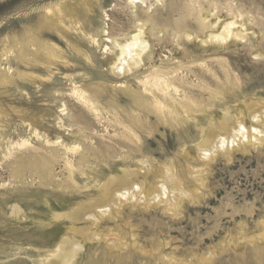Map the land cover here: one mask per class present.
<instances>
[{
    "label": "rangeland",
    "instance_id": "374dc122",
    "mask_svg": "<svg viewBox=\"0 0 264 264\" xmlns=\"http://www.w3.org/2000/svg\"><path fill=\"white\" fill-rule=\"evenodd\" d=\"M136 2L0 0V264H36L39 252L69 234V222L52 214L98 200L103 205L76 224L97 237L76 264H161L163 255L183 264H264V115L249 108L264 107V0ZM229 4L248 39L201 44L221 32ZM200 10L211 21L203 27ZM137 27L150 44L145 66L120 76L110 69L118 50L107 38L124 43ZM150 66L173 67L182 79L176 97L189 95L193 110L161 119L136 107ZM74 87L95 96L98 114L71 94ZM226 111L232 126L223 125ZM58 133L79 152L60 151L49 164L44 138ZM21 139L29 144L19 146ZM80 153L88 156L82 165ZM40 167L52 172L48 180ZM110 178H128L116 192L133 190L121 208L99 198L97 187ZM102 237L127 248H110Z\"/></svg>",
    "mask_w": 264,
    "mask_h": 264
},
{
    "label": "bare ground",
    "instance_id": "6f19581e",
    "mask_svg": "<svg viewBox=\"0 0 264 264\" xmlns=\"http://www.w3.org/2000/svg\"><path fill=\"white\" fill-rule=\"evenodd\" d=\"M136 1H138V0H130V2L132 4L137 3ZM158 2H159V0H158ZM214 3H216V2L211 1L209 3V7L213 6V9H215L216 4H214ZM195 7L196 6L193 7V5H192V9H190L189 12L192 13V10L194 11ZM226 8L228 9L227 15H229V18L225 19L223 24H221V26H222V27L220 26L222 29L221 32L211 34L210 36L207 37L206 40H200L201 44H214V45L216 44L219 46H223L224 44H227L229 41L242 42V41H245L248 39L249 35L246 33V30H244V27L239 29L238 23L235 20V19L238 20V17H240V15L235 16L234 13L231 14L232 7L230 4L227 5ZM204 9H206V8H204ZM204 9H203V11H204ZM203 11L200 10L199 13L195 16L197 18V21L200 23L201 27H203L204 25H207L209 22H211V21H208V19L210 17L209 13L208 12L204 13ZM215 11H216V9H215ZM148 18H149L148 19V21H149L152 17L150 18L148 16ZM215 18H216L215 24H212V26L214 25L215 27H217V26H219L220 21H219V17H215ZM142 19L143 18H141V20ZM152 20H153V18H152ZM144 21H146V20L144 19ZM153 23H155V21ZM139 24H140V21H139ZM139 24H137V25H139ZM154 26H155V24H154ZM141 27H143V26H141ZM137 29H138V31L131 38L127 39L124 43L117 42L115 40L113 41L111 39L109 40L107 38L106 42L112 43V45L118 50L116 53V61L114 62L113 66L110 69L113 70L115 73H117L120 76H122V74H124V75L130 74V73L136 74L139 72L138 71L139 68H142L143 66H145L144 65V60H145L144 58L146 57L147 52L150 49V44L145 39V34H144L145 31L141 28L139 29L138 27H137ZM150 30H151V28H150ZM108 35H109V32L105 31L104 36L107 37ZM253 35H254V33H253ZM183 36L186 39L191 38V34L187 31L183 32ZM93 41L96 42V40H94V39H93ZM146 72H149L150 75L145 77V79L141 82L143 84L142 94H140V95L135 94L134 99H132L137 108H139L143 111H146V112H152L155 110L157 113L160 114L161 119H167L169 117H173L174 115L177 116L179 109H182V111H184L185 113H189L190 109L193 110V108H190V104L188 102H185L186 100L184 101V99H187L188 101L192 100V98L189 95L185 96L183 99H178L176 97V95H178V93H179V87L176 85L175 81L178 80V82L182 83L181 82L182 79H181V81H179V79H177V77L175 76L176 71L173 69V67L171 69H169V68H155V66H150L147 69V71L143 72V74H145ZM115 76H116V74H115ZM132 76H134V75H132ZM183 83H184V85H190V83H188L186 80L183 81ZM82 87H74L73 90H71L72 91L71 94L79 102H81V104H83L87 108L93 110L95 113L97 112V114H98L100 111H98L99 109H97L95 107L96 105H95L93 99L91 98V97H95V96L90 97L91 94L87 95V92L84 89H82ZM75 98H74V100H75ZM193 104H196V103L193 102ZM249 108L253 112V116H256L257 111L260 112L257 115H262V116L264 115V107L259 109L254 104H250ZM229 116H230L229 112L226 111L224 113V121H223L224 126H232L229 123V121L231 120V118H229ZM177 119H178V117L176 118V120ZM228 123L230 125H228ZM33 130H34V133L36 134V136L38 138H40V133L38 132V129L34 128ZM41 138H43V136ZM48 138L45 137L44 141L48 146H51L50 147L51 150H50V156L47 158H43L44 162H48L49 164H53L54 162H56V160L59 158L58 155H60V151H61V153L63 152L62 153L63 156H67L69 154L71 155V154H74L76 152H79L78 146H76V145L70 146L69 144L65 143L64 139L62 141L63 136L61 137L60 133L57 134V137L55 139L50 140ZM203 143L205 145H213V142L210 141L209 138H205ZM28 144H29L28 140L21 139L19 146L24 147V146H27ZM106 147L109 148L108 146H106ZM86 151H87V153H89V152H91V149L87 148ZM87 160H88V156H86V154H84V153L78 154L77 162L79 165L85 164V162ZM66 162H70V161H66ZM71 166H72V168L74 167V165H71ZM40 169H41V167H40ZM74 169H72V171L70 170V173H74L73 172ZM50 170H51V168H50ZM123 172L127 176L134 174V172H131V171H125L124 170ZM51 173H50V171L47 170L46 167L42 168L40 177H41V179H44V181L48 180L49 177H51ZM41 181H43V180H41ZM116 182H121V183H126V184L129 183L128 178H125V179L124 178H110L105 183H103L102 185L97 187V189H98V193L100 195L99 198H105L106 200H107V198H109L113 201V204L115 207L117 206L118 208H121V206H122L121 204L127 198H129L130 200L133 199V197H134L133 193H132L133 190L131 189L132 190L131 191L130 187H128L126 192L125 191L121 192V193L116 192L113 188V186L116 184ZM174 183H175V181H174ZM177 183H178V181H177ZM177 183H175L174 186L177 185ZM178 185H179V183H178ZM100 202H102V201H100ZM100 202L98 200L96 203H91V204L89 203V205H86L84 203L79 204L71 212L53 213L52 219H54V220L65 219L69 222L70 226L67 229L69 234L64 235L60 239V241H58L57 243H55L53 246L49 247L45 251L39 252L38 255L36 256L38 261L35 263L36 264H76L78 258L80 257L81 253L83 252V249L85 248L86 244L89 241L97 239V237L94 234H90V233L84 234L82 232L83 229L76 228V224H78L79 222H82L85 219L84 213L86 210H89V209L95 210V207H97V205H101ZM106 202H108V201H106ZM104 210L105 209H103L102 212H104ZM21 211L22 210L18 206L15 205L13 207L11 213H12V215L18 216L21 213ZM102 212H100V213H102ZM94 214H96V213H94ZM101 239L103 241H105L106 244L110 248H117L119 251H121V250L123 251L127 248V245L123 244L119 238L114 237L112 239H109L108 237H102V238H100V240ZM132 261H133V259H132ZM160 261H161V264H183L181 261L177 260L176 258L170 257V256H165V255L161 256ZM208 262L209 261H207V260L206 261L203 260V262H201V264H208ZM119 264H121V263H119ZM256 264H262V260L259 258Z\"/></svg>",
    "mask_w": 264,
    "mask_h": 264
}]
</instances>
